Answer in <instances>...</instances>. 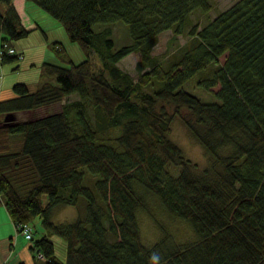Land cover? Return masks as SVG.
<instances>
[{
    "label": "trees",
    "instance_id": "16d2710c",
    "mask_svg": "<svg viewBox=\"0 0 264 264\" xmlns=\"http://www.w3.org/2000/svg\"><path fill=\"white\" fill-rule=\"evenodd\" d=\"M29 1L85 54L75 63L53 43L68 64L45 61L36 91L17 82L16 96L0 100V205L15 229L42 218L45 233L31 246L42 264H264V0H238L203 26L192 15L209 12L214 0ZM114 22L128 25L130 43L116 48L112 26L95 29ZM168 30L191 39L163 60L153 50ZM31 32L14 0H0L1 46ZM132 53L148 67L139 79L119 65ZM21 57L5 54L1 62ZM193 79L216 99L187 90ZM72 95L79 99L67 101ZM158 102L174 111L157 109ZM57 103L59 110L18 118ZM176 116L211 155V166L199 169L170 137ZM85 169L98 176L91 185ZM146 194L188 221L196 240L156 259L167 241H142L138 211L147 209ZM82 200L77 219L53 221L57 206ZM54 234L67 242L65 259Z\"/></svg>",
    "mask_w": 264,
    "mask_h": 264
},
{
    "label": "rangeland",
    "instance_id": "374dc122",
    "mask_svg": "<svg viewBox=\"0 0 264 264\" xmlns=\"http://www.w3.org/2000/svg\"><path fill=\"white\" fill-rule=\"evenodd\" d=\"M237 1L238 0H214L213 8L209 12L204 13L196 11L193 13L192 19L194 25H205L209 22V20L215 18L221 11L226 10ZM33 5L36 7H34L33 10L29 8L28 12L32 14V17L36 18L37 22L42 25L41 27L43 29L39 28L38 30H33L27 37L12 40L11 45L15 48H18L17 42H21L23 44L26 42L29 48L27 46L25 49L24 46V56L19 60L4 64V66L9 68L12 72L21 74V80H18L15 83H27L32 92L36 91L42 81H44V78H46L42 74L41 67L45 61L60 65L68 64L63 62L61 57L52 48L53 43H61L66 48L67 53L75 63H79L85 59V54L80 45L69 39L61 23L34 2ZM3 7L4 5H2V8ZM106 25L113 27L112 36L116 42V48L131 42L128 25L123 22H114L111 24L98 23L95 25V29L99 30ZM190 39L191 37L188 34L176 35L172 30L165 31L160 35L159 41L154 47L153 54L161 57L163 60L173 59L176 55L181 54V51ZM28 49H30L31 56H33V52H35L34 57L31 58L27 56V53H29ZM97 58L98 57L96 55H93L94 62ZM140 60L141 58L138 53H132L122 59L119 62V65L123 70L129 72L135 79H139V77L148 69V67L144 66ZM224 60L225 56H222L221 62ZM194 79L185 84L184 87L187 90L200 96L204 101L216 99L210 92L200 87ZM51 80L54 83L56 82L55 78H51ZM218 88L219 87H215L214 90H217ZM15 96L16 94L14 93L13 96L2 98L1 100L10 99ZM78 99L79 96L72 95L67 101ZM62 103L45 106L27 114L25 113L23 117H20L21 115L19 114L18 118L23 119L25 116L27 119H32L42 116L47 114L49 111L61 109ZM160 107H166L167 111L170 113L174 111V105L170 103L158 102L157 109ZM182 113L191 118L186 109H183ZM170 137L182 148L185 156L198 165L199 169L211 166L213 158L206 151L205 147L192 135L186 124L183 122L181 116H176L174 118L171 124ZM221 151L223 153L226 152L224 148ZM85 171L88 173L85 184L91 185V183L97 179L98 176L92 174L87 169H85ZM43 199L44 202H46L47 196L45 195ZM144 202L147 205V209L141 208L138 211L142 241L149 246H152L163 238L167 241V243H165L164 246L155 254L154 257L156 259L159 257L163 259L164 256H166L175 247L189 244L196 240L197 235L193 226L188 221L175 217L166 211L157 197L151 194H146ZM83 204L84 200H82L79 206H57L53 211V221L55 223H66L77 219L79 214L84 212ZM2 220H5V222L0 226V237L3 238L0 241V264H21L23 262L26 264H42V261L37 258V250L31 249V246L34 243L33 240L26 239V237L16 229L12 234L13 238H10L7 226L8 222L11 224L13 223L6 211L5 215L2 213L0 214V221ZM30 226L33 229L34 239L41 238L45 233L41 217L35 218L30 223ZM16 234L19 238H17L18 236L16 237ZM51 239L54 241L56 254L60 259H65L67 251L66 240L57 234L51 236ZM12 244L13 248L11 247Z\"/></svg>",
    "mask_w": 264,
    "mask_h": 264
},
{
    "label": "crops",
    "instance_id": "0c3cea01",
    "mask_svg": "<svg viewBox=\"0 0 264 264\" xmlns=\"http://www.w3.org/2000/svg\"><path fill=\"white\" fill-rule=\"evenodd\" d=\"M14 4L16 6V9L18 10L21 18H22V22L24 24L25 27L29 28V29H32L33 30H38L39 28H42L35 17H32V14H30L28 12V9H34V6L33 5V2L32 1H29V0H14ZM36 9V8H35ZM43 29V28H42ZM46 33V32H45ZM48 35V34H47ZM2 44V34L0 33V45ZM17 45H18V48H16V50L18 52H21L22 53V57L24 56L23 54V48L25 46V49L26 47L28 46L26 42L21 43V42H17ZM29 48V46H28ZM28 52L27 53V56L28 57H34L35 55V52H33V56H31L30 54V49H28ZM39 56V55H38ZM18 80H21V74L20 73H14L12 72L11 70H9V68L5 67L4 64L1 62L0 60V100L2 98H8V97H11L13 96L14 94V91H13V85L15 84L16 81ZM5 209V210H3ZM5 211L8 213L6 207L4 204H1L0 205V214H4L5 215ZM9 214V213H8ZM10 217V215H9ZM10 220L13 224H11L10 222H8V226H7V229H8V234L10 236V238L12 239L13 238V233L15 232V225H14V222L12 221L11 217H10ZM5 220H2L0 221V226L2 224H4ZM18 235L16 234V237ZM19 238V236L17 237ZM1 238L0 237V241H1ZM11 247L13 248V244L11 245ZM0 262H1V257H0ZM21 264H26L25 262L21 263Z\"/></svg>",
    "mask_w": 264,
    "mask_h": 264
},
{
    "label": "built area",
    "instance_id": "2783aa9c",
    "mask_svg": "<svg viewBox=\"0 0 264 264\" xmlns=\"http://www.w3.org/2000/svg\"><path fill=\"white\" fill-rule=\"evenodd\" d=\"M5 54L9 55H16L19 54V52L11 45L8 43H4L2 46H0V60ZM17 231L21 232L28 240H32L33 238V233L32 229L27 223H21L16 226ZM39 258L43 259V255L39 254Z\"/></svg>",
    "mask_w": 264,
    "mask_h": 264
},
{
    "label": "water",
    "instance_id": "95a60500",
    "mask_svg": "<svg viewBox=\"0 0 264 264\" xmlns=\"http://www.w3.org/2000/svg\"><path fill=\"white\" fill-rule=\"evenodd\" d=\"M13 118H14L13 115L12 114H9V115L6 116V121L7 122L8 121H11Z\"/></svg>",
    "mask_w": 264,
    "mask_h": 264
}]
</instances>
